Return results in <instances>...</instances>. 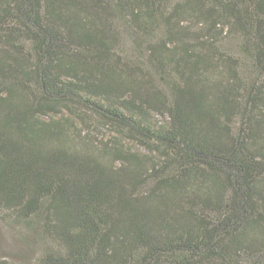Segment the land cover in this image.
Wrapping results in <instances>:
<instances>
[{"label":"trees","instance_id":"1","mask_svg":"<svg viewBox=\"0 0 264 264\" xmlns=\"http://www.w3.org/2000/svg\"><path fill=\"white\" fill-rule=\"evenodd\" d=\"M0 219L27 264H264V0H0Z\"/></svg>","mask_w":264,"mask_h":264},{"label":"rangeland","instance_id":"2","mask_svg":"<svg viewBox=\"0 0 264 264\" xmlns=\"http://www.w3.org/2000/svg\"><path fill=\"white\" fill-rule=\"evenodd\" d=\"M164 120V118L153 113L151 121L154 125L160 124ZM97 134L98 138L107 139L114 135V132L108 128H104L97 131ZM121 142L126 148L149 155L148 150L143 145H140L128 137H121ZM19 232V229L8 225L7 221L0 219V257H5L17 264H27L32 261L37 254L38 245H36L35 242H33L31 246L27 245L25 241L20 238L23 234Z\"/></svg>","mask_w":264,"mask_h":264}]
</instances>
